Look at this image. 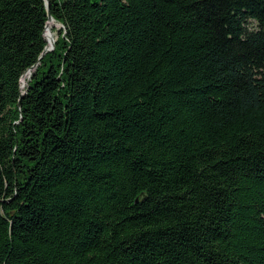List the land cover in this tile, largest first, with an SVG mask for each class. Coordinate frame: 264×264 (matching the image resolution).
<instances>
[{
    "label": "trees",
    "instance_id": "1",
    "mask_svg": "<svg viewBox=\"0 0 264 264\" xmlns=\"http://www.w3.org/2000/svg\"><path fill=\"white\" fill-rule=\"evenodd\" d=\"M47 1L42 56L0 0V264H264V0Z\"/></svg>",
    "mask_w": 264,
    "mask_h": 264
},
{
    "label": "water",
    "instance_id": "2",
    "mask_svg": "<svg viewBox=\"0 0 264 264\" xmlns=\"http://www.w3.org/2000/svg\"><path fill=\"white\" fill-rule=\"evenodd\" d=\"M45 6H46V11H47V23H46V25H45V30H46V29H47V25H48V23H49V22H53V19L51 18L50 13H49V3H48L47 0H45ZM44 34H45V32H44ZM44 38H45V37H44ZM45 42H46V40H45ZM54 42H55V40L52 39L50 46H48V45H47V42H46V46H45V48H44V50H43L42 56H43L45 53H47V52H49V51H51V50L53 49V47H54ZM35 67H36V65L32 66L30 69L27 70L26 73H29V74H30V71H32ZM21 96H22V95H21ZM18 106H19V103H18Z\"/></svg>",
    "mask_w": 264,
    "mask_h": 264
},
{
    "label": "bare ground",
    "instance_id": "3",
    "mask_svg": "<svg viewBox=\"0 0 264 264\" xmlns=\"http://www.w3.org/2000/svg\"><path fill=\"white\" fill-rule=\"evenodd\" d=\"M51 23H54V22H49V23H48V25H47V29L45 30V34H44V36H45V40H46L48 46H50L51 41H52V39H53L52 32H51ZM22 78H23L22 81H23L24 84H25L26 79L29 78V73H25V74L23 75ZM22 84H23V83H22Z\"/></svg>",
    "mask_w": 264,
    "mask_h": 264
},
{
    "label": "rangeland",
    "instance_id": "4",
    "mask_svg": "<svg viewBox=\"0 0 264 264\" xmlns=\"http://www.w3.org/2000/svg\"><path fill=\"white\" fill-rule=\"evenodd\" d=\"M58 29H60V25L55 24V23H51V32H52V36H53V39H54V40H55V38H56V34H57V30H58ZM52 30H54V31H52ZM27 79H28V78H27ZM27 79H26L25 84H24V82L22 81V80H23V78H22L21 83H20L21 89L25 88V86H26V82H27ZM22 83H23V84H22Z\"/></svg>",
    "mask_w": 264,
    "mask_h": 264
}]
</instances>
